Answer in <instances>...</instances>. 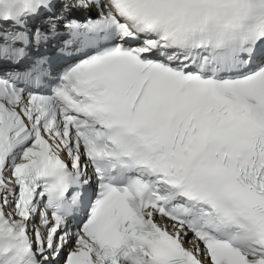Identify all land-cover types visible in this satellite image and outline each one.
<instances>
[{"label":"snow or ice","instance_id":"1","mask_svg":"<svg viewBox=\"0 0 264 264\" xmlns=\"http://www.w3.org/2000/svg\"><path fill=\"white\" fill-rule=\"evenodd\" d=\"M258 49L264 0H0V264H264Z\"/></svg>","mask_w":264,"mask_h":264},{"label":"bare ground","instance_id":"2","mask_svg":"<svg viewBox=\"0 0 264 264\" xmlns=\"http://www.w3.org/2000/svg\"><path fill=\"white\" fill-rule=\"evenodd\" d=\"M72 1H74V0H72Z\"/></svg>","mask_w":264,"mask_h":264}]
</instances>
